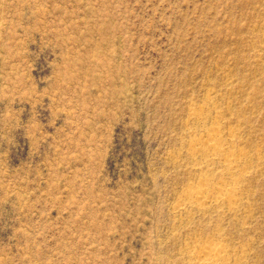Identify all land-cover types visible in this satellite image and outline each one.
Masks as SVG:
<instances>
[{
	"label": "rangeland",
	"instance_id": "1",
	"mask_svg": "<svg viewBox=\"0 0 264 264\" xmlns=\"http://www.w3.org/2000/svg\"><path fill=\"white\" fill-rule=\"evenodd\" d=\"M214 124L231 174L189 144ZM204 174L231 208L182 203ZM215 244L264 264V0H0V264Z\"/></svg>",
	"mask_w": 264,
	"mask_h": 264
},
{
	"label": "bare ground",
	"instance_id": "2",
	"mask_svg": "<svg viewBox=\"0 0 264 264\" xmlns=\"http://www.w3.org/2000/svg\"><path fill=\"white\" fill-rule=\"evenodd\" d=\"M220 131L221 125L214 124L208 128H205L199 137L191 138L189 140V144L193 147V149H199L203 151L205 153L204 158H207L206 161L209 164H215L217 167H219L221 173L226 172L227 174H231L236 169V161L234 155L228 153L224 147V143L221 142L219 138ZM201 180L203 182L201 186L191 188L186 191L182 203L188 201V203H193L196 209L198 208L201 210L208 206L210 207L211 204L217 205L222 201H226L228 208H231L237 202L238 198L235 193L237 184L236 179H233L231 182L232 184L229 185L215 184V186H213V191L207 190V188L204 186L207 183L206 181L210 180L209 175H202ZM182 203L178 204L176 207H179ZM191 250L195 256L196 264L217 262L225 254L224 249L220 245L216 244L194 245L191 247Z\"/></svg>",
	"mask_w": 264,
	"mask_h": 264
}]
</instances>
